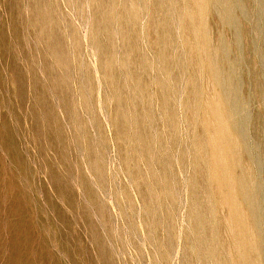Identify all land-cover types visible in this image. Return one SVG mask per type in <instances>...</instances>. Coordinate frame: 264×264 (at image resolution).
Instances as JSON below:
<instances>
[{
    "label": "rangeland",
    "instance_id": "374dc122",
    "mask_svg": "<svg viewBox=\"0 0 264 264\" xmlns=\"http://www.w3.org/2000/svg\"><path fill=\"white\" fill-rule=\"evenodd\" d=\"M0 264H264V0H0Z\"/></svg>",
    "mask_w": 264,
    "mask_h": 264
}]
</instances>
